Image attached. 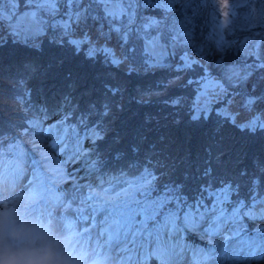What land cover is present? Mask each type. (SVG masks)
Segmentation results:
<instances>
[{
	"label": "snow or ice",
	"instance_id": "6c2138e0",
	"mask_svg": "<svg viewBox=\"0 0 264 264\" xmlns=\"http://www.w3.org/2000/svg\"><path fill=\"white\" fill-rule=\"evenodd\" d=\"M138 2L0 0V50L11 43L39 52L42 38H47L58 49H70L73 55L82 56L93 65L119 67L131 62L134 68L137 43L147 46L144 40H149L153 51L163 55L172 49L171 56L175 57L179 37L173 38L168 25L144 31L141 37L135 21L126 19L127 8L105 11L113 5ZM114 33L122 37L117 46L119 51L111 43ZM201 55L202 52L196 53L197 60ZM178 59L180 71L201 68L198 79L186 81L189 86L196 85L188 111L194 123L211 120L214 115L220 127L228 125L250 136L264 134V93L255 89L242 91L234 86L229 82V69L223 64L217 65L218 74H209L203 69V61L197 63L185 50H181ZM259 67L264 69V60ZM39 70L34 61H21L7 69L0 61V109L9 98L22 103L34 117L33 128H39L40 134L52 141L49 151L67 153L72 146L69 163L75 161L80 167L72 169L79 180L70 190L54 183L42 161L32 156L29 167L32 179L28 176L24 179L28 187L37 186L46 211L60 220L70 218L83 225L89 235L105 240L114 252L119 250L120 264H264V166L259 167L260 175L249 176L247 170H241L216 179L208 160L202 183L190 194L183 181L162 182L168 165L157 157L164 156L165 149L158 148L156 143L145 144L146 135L130 144L127 151L117 147L122 137L111 127L114 121L110 119L111 106L107 100L99 106L95 101L82 106L83 97L75 98L74 89L45 96L32 87ZM5 71L12 73L17 81L15 86L5 85ZM16 88L20 91L16 92ZM110 92L105 90L108 95ZM167 106L181 109L188 106V101L174 97L167 100ZM109 137L112 139L108 155L126 163L118 175L106 179L108 166L103 163L99 145ZM15 140L0 133V166L8 163L9 170L14 167L12 161L23 155ZM158 141L163 143V138ZM172 164L174 168L175 161ZM112 171L115 173L116 169ZM81 173L84 175L80 176ZM89 176L93 180L86 183ZM70 178L71 173L66 176ZM109 192L117 194L114 200L108 197ZM189 217L196 222L197 231H204L205 235H209L205 228L218 226L211 235L219 243L208 244L189 231L184 226ZM194 248L199 252L208 249L203 260H191ZM218 249L223 250L220 255ZM229 249L231 256L224 259Z\"/></svg>",
	"mask_w": 264,
	"mask_h": 264
},
{
	"label": "rangeland",
	"instance_id": "374dc122",
	"mask_svg": "<svg viewBox=\"0 0 264 264\" xmlns=\"http://www.w3.org/2000/svg\"><path fill=\"white\" fill-rule=\"evenodd\" d=\"M173 1L175 0H139L138 3L129 5H113L105 11L127 8L126 19L129 22L135 21V27L141 29V37L144 31L164 29L165 25H168L167 30L172 31L173 38L179 37L175 57L171 56L172 49L161 55L158 51L152 50L154 46L151 41L144 40V45L147 46L137 43L134 68L130 62L122 63L119 67H101L102 71H99L100 65H93L85 61L82 56L73 55L70 49H58L50 44L47 38H42L41 50L39 52L28 50V53L34 52L36 57L40 55L42 58L47 57L43 54L51 52L53 54H50L52 55L50 59L43 61L41 59L39 61L38 57L32 58V61L40 66L37 76L43 71L46 72V84L52 87L54 83L59 82L58 75L64 70L62 64L66 63L65 57H69L74 68H78L73 75L70 74L71 70H68L67 78L70 80V86L76 91L82 88L91 89L90 97H87L95 101L98 106L102 100L109 102L110 119L114 121L111 127L122 137V150L127 151L128 146L137 143L138 138L143 135L148 138L145 144L156 143L160 146L158 148L165 149V155L157 157L162 164L168 165L164 168L166 175L162 182L183 181L187 185L186 191L194 194L197 186L202 183V172L208 160H211V166L215 169L216 179L238 174L251 159L256 161L251 163L256 172L251 171V175H260L259 167L264 166V153L259 152H264V147H251V145L258 140L264 141V134L250 136L228 125L220 127L214 115L211 120L194 123L188 111L194 100L196 85L189 86L186 81L198 79L201 68L180 71L178 57L181 55V50L187 51L197 63L199 60L203 61V69L209 74H218L217 65L223 64L229 69L227 73L229 82L234 86L242 91L255 89L258 93H264V69L259 67L264 60V0H191L187 8L182 9L181 4L170 12L168 9ZM121 38L119 33H114L112 46L117 47ZM11 45L13 44H8ZM117 50L119 51L118 47ZM198 52H202L199 60L196 57ZM54 58H57L55 62L58 65L57 71L50 70L43 63L48 61L52 64ZM130 69L131 74H128ZM44 75L45 73L42 74ZM4 77L6 86L9 83L16 85V81L12 78ZM66 82L60 85L61 91ZM106 89L111 90L109 95L105 93ZM19 91L20 89L16 88V92ZM174 97H183L188 101V106H182L181 109L167 106V100ZM83 102L81 100V104ZM5 103L3 109L11 113L2 117L0 112V129L4 130L5 126L7 127L0 133L5 134L6 138L13 133L12 138H16L15 141L20 143L21 150H27L30 155L26 156L19 170L11 176V179L17 180V183L8 184L5 181L7 187L0 183V205L3 206L0 214V232L3 234L4 242L12 246V238L9 236L15 226L12 217L26 223L32 215V223L36 220L39 224L46 222L50 234L46 239L29 240L28 242L31 243L23 244L24 246L39 249V244L49 241L48 246L52 247L56 257L67 264H114L115 252L105 240L97 238L94 234L89 235L83 225H78L70 218L60 220L51 215L39 202L40 192L37 186L28 187L24 179L25 176L32 179L29 167L32 156L36 154L35 158L42 161L48 177L59 186L70 190L79 180L72 169L80 167L75 161L69 163L72 146L67 153L57 150L54 154L49 151L48 146L52 141L41 135L39 128H33L29 119L20 118L18 117L20 115L15 113L20 106L10 98ZM29 128H32V131H29ZM158 138H163V143H160ZM111 139L109 137L104 142V147L99 149L101 153L104 149L109 150ZM194 140L202 141L200 147L193 143ZM90 158L97 159L95 156ZM173 161H175L174 168ZM257 164L260 165L255 166ZM69 173L71 178L66 179ZM1 175L0 170V181ZM83 175L84 173L80 174ZM92 180L93 178L89 176L86 183H91ZM116 195L109 192L108 197L114 200ZM34 203L36 206H29ZM190 221H193L191 217L186 220L191 223ZM217 228L215 227L214 230L205 228V231L209 232V235H205L204 231H197L195 223L188 230L194 232L201 241L218 244L219 242L211 235L212 232L217 231ZM70 250L73 252L68 256ZM207 251V248L204 252L194 248L191 260H203ZM75 252L77 254L74 256ZM222 252V249H218L217 255ZM230 256L231 249L223 255V258L228 259ZM106 258L109 260L107 261ZM116 264H120V261Z\"/></svg>",
	"mask_w": 264,
	"mask_h": 264
},
{
	"label": "trees",
	"instance_id": "16d2710c",
	"mask_svg": "<svg viewBox=\"0 0 264 264\" xmlns=\"http://www.w3.org/2000/svg\"><path fill=\"white\" fill-rule=\"evenodd\" d=\"M190 1L191 0H175L173 2H171L170 4V8L168 9V11H172L173 8L175 7V9L177 8V6L180 7V5L182 4L181 8H187L189 5H190ZM178 7V8H179ZM28 50H31L30 48H25V47H22V46H19V45H11V46H7L6 48L0 50V52H3V54L0 53V61H3V64L5 66V69H7L9 67V65H15L17 64L18 62H21V61H32V58L36 57V54L34 52H29L28 53ZM7 55H6V54ZM50 54H53V52L49 53V54H43L44 56H47V57H43L38 55V59L40 61H43V60H48L51 58L52 55ZM3 56V57H2ZM6 56V57H5ZM36 57V58H37ZM34 58V59H36ZM66 58V63H63L62 66L64 67V70H63V73L62 74H59L58 75V80L59 82L58 83H54L52 85V87H49L47 86L46 84V81H45V77L47 75L46 72H42L40 74V76H37L33 81H32V87L35 88L38 92H42L45 96H54V95H57L61 92H64V91H68L69 89H73L70 85V80L69 78H67L68 76V70L70 69L71 70V73L70 74H74L78 68H74V65L72 64V62L70 61L69 57H65ZM57 62V58H54V63H48V61H45L43 63H45L46 67L47 68H50V70L52 71H57L58 69V65L55 63ZM99 71H102L101 70V67L98 69ZM45 73L44 76H42V74ZM4 76H7L9 78H12V73H9L8 71H5V74ZM79 76V75H77ZM13 79V78H12ZM64 81H63V80ZM14 81H16L15 79H13ZM67 81V82H66ZM63 82H66V85L63 89V91L60 90V85L63 83ZM17 83V81H16ZM43 83V84H42ZM138 84V83H135V85ZM44 88V89H42ZM60 90V92H59ZM91 89H88V90H85L84 88L82 89H79V90H74L73 92V96L77 99H80L81 97H83V103L81 104L82 106L87 103L88 101H92V100H89L87 96L90 97V91ZM103 101V100H102ZM18 104V103H17ZM20 107L15 111V113H18V117L22 118V117H27V119H29L28 121L31 123L32 119L34 118L33 116L29 115V112H28V109L24 107V105L21 103V104H18ZM29 107H31L29 105ZM0 112L2 113V117H4L6 114H8L10 111H6L4 110L3 108L0 109ZM11 113V112H10ZM17 121V120H15ZM32 125V124H31ZM30 125V127H31ZM7 127L5 126V129L6 130ZM4 130H1L0 129V132L4 131ZM13 136V133L9 134V137L12 138ZM152 140V139H149V141ZM15 143L17 145H20V143L18 141H15ZM195 145H198V147H200V143H202V141H197V140H194L193 142ZM102 147H104V144H101L100 148L101 149ZM119 149L122 148V144H119L117 146ZM157 147H160V146H157ZM251 147H264V141H255ZM108 151L109 150H106L104 149V151L102 152L103 156H102V160H103V163L105 165L108 166V169H105V172H107V177L106 179H110L113 175H118L119 174V169L123 167V165L126 163L125 160H122V161H117V159H111V157L108 155ZM123 151H126V150H123ZM20 152L23 154L19 159H16L14 161H12V164H14V167L11 168V170H9V164L8 163H4L3 164V167L4 165H6L7 167H4V170H5V174H12L14 172V170H18L19 166L21 165L22 161L24 162L26 160V156L29 157L30 155V152H28L27 150H21V145H20ZM33 152H31L32 154ZM259 153H264V152H259ZM35 157H36V154H34ZM239 154H237L238 156ZM129 156H131V153H129ZM254 157V156H253ZM256 161H253V159H251L248 163L245 164L243 170H247L248 173H249V176H251V171H254L255 170L253 169L251 163H255ZM240 163V162H239ZM241 165V164H240ZM260 164H257L255 166H258ZM112 169H116V172L113 173ZM3 172V171H2ZM4 173V172H3ZM256 173V172H255ZM248 213H246L247 215ZM191 223L189 222H186L184 221V226L188 229H191V227L193 225H195V221H190ZM215 227H218V226H214V227H211L213 230L215 229Z\"/></svg>",
	"mask_w": 264,
	"mask_h": 264
},
{
	"label": "clouds",
	"instance_id": "9594fccd",
	"mask_svg": "<svg viewBox=\"0 0 264 264\" xmlns=\"http://www.w3.org/2000/svg\"><path fill=\"white\" fill-rule=\"evenodd\" d=\"M2 207L0 205V214H2ZM27 234L26 227L20 226L13 229L9 236L20 240ZM0 264H67V262L59 260L52 247L48 245L39 249L24 245L9 246L4 242L3 234L0 232Z\"/></svg>",
	"mask_w": 264,
	"mask_h": 264
}]
</instances>
